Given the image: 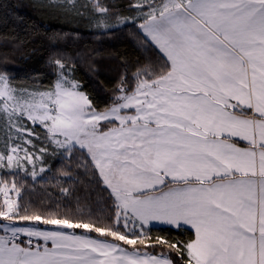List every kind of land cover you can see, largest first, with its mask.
<instances>
[{"label":"snow or ice","instance_id":"1","mask_svg":"<svg viewBox=\"0 0 264 264\" xmlns=\"http://www.w3.org/2000/svg\"><path fill=\"white\" fill-rule=\"evenodd\" d=\"M34 6L131 24L158 59L122 73L103 107L60 58L47 88L0 68V264H264V0ZM49 149L80 152L98 179L64 172L53 206L17 179L35 182ZM152 222L190 235L153 237Z\"/></svg>","mask_w":264,"mask_h":264},{"label":"trees","instance_id":"2","mask_svg":"<svg viewBox=\"0 0 264 264\" xmlns=\"http://www.w3.org/2000/svg\"><path fill=\"white\" fill-rule=\"evenodd\" d=\"M85 2L87 0H77L78 4ZM114 2L123 6L122 11L126 15H135L127 11L129 0ZM34 3L35 0H0V68L6 67L18 84H36L42 88L51 86L58 69L50 60L60 58L72 69L70 78L78 81L82 90L103 107L122 73L126 70L130 73L138 64L158 59L153 47L141 46L135 35L137 29L131 24L103 32L86 18L65 17L39 10ZM47 163V169L35 182L31 176L23 177V174L17 179L20 182L26 179L37 191L47 189L53 206L58 201L64 202L58 185L67 187L72 180L98 179V176L92 175L91 168L86 171L80 152H76L73 159L55 154L49 157ZM64 172H69L72 180H67ZM88 186L96 188L95 183ZM96 198L99 199V196ZM32 199L38 201V196ZM150 233L153 237L186 238L190 235L178 233L167 226L150 227Z\"/></svg>","mask_w":264,"mask_h":264},{"label":"rangeland","instance_id":"3","mask_svg":"<svg viewBox=\"0 0 264 264\" xmlns=\"http://www.w3.org/2000/svg\"><path fill=\"white\" fill-rule=\"evenodd\" d=\"M37 146L39 147L40 145H39V143L37 144ZM56 155H59V153H55ZM54 153H52V151H51V149H49V153H48V155L46 156V157H44V164H43V167H45V169H47V167H48V163H47V160L49 159V157H53V155H55ZM39 163H38V167H37V171H38V169H39ZM29 168H31V166H29ZM21 174H23V173H21ZM41 173H39L38 174V176L40 175ZM0 175H2L1 173H0ZM30 176V175H29Z\"/></svg>","mask_w":264,"mask_h":264},{"label":"crops","instance_id":"4","mask_svg":"<svg viewBox=\"0 0 264 264\" xmlns=\"http://www.w3.org/2000/svg\"><path fill=\"white\" fill-rule=\"evenodd\" d=\"M243 144V142H241ZM159 226H167L170 227L169 225L163 224L161 222H152V225L150 227H159Z\"/></svg>","mask_w":264,"mask_h":264},{"label":"built area","instance_id":"5","mask_svg":"<svg viewBox=\"0 0 264 264\" xmlns=\"http://www.w3.org/2000/svg\"><path fill=\"white\" fill-rule=\"evenodd\" d=\"M0 234H2V233H0Z\"/></svg>","mask_w":264,"mask_h":264}]
</instances>
